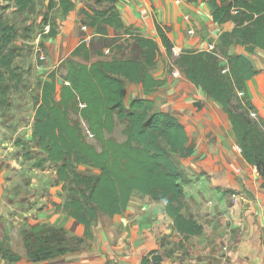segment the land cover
<instances>
[{
	"label": "trees",
	"instance_id": "trees-1",
	"mask_svg": "<svg viewBox=\"0 0 264 264\" xmlns=\"http://www.w3.org/2000/svg\"><path fill=\"white\" fill-rule=\"evenodd\" d=\"M44 1L42 20L48 26L46 38L56 34L60 19L48 17L47 12L57 6L64 17L74 8V1ZM94 1L106 5L92 12L83 9V24L100 34H106L108 27L125 30L140 50V57L81 63L73 58L89 57L88 47L81 41L70 58L48 72L45 80L37 81L32 138L25 141L18 138L14 144L29 149L38 147L42 156L33 155L28 149L22 153L24 159L33 160L34 167L43 169L46 162L54 167L61 190L66 191L61 207L67 216L83 224L84 233L69 235L62 225L22 228L25 255L30 261L80 249L92 236L97 218L123 213L134 193L162 203L174 230L183 239L203 232L201 223L185 211L183 186L189 179L174 157L190 156L194 147L188 144L180 120L156 108L154 101L146 97L165 83L164 79L153 77L150 70L161 55L158 39L166 55L173 56L169 26L155 23L158 39L131 34L116 6L119 0ZM202 1L214 22L232 26L221 31L212 49L182 50L174 58V65L225 112L241 155L264 178V119L247 88V82L258 74L248 54L256 49L264 51V0ZM35 2L13 0L10 16L0 15V95L7 94L11 86L8 81L16 77L13 71L14 41L19 36L16 18L30 13ZM234 45L241 46L243 51H232ZM126 82L140 84L145 95L133 99L128 106L124 103ZM81 122L99 147L87 139ZM118 123L123 124L125 138L121 141L109 135ZM80 164L97 169V173H79L76 168ZM261 185L264 188V181ZM0 258L11 263L22 256L0 240ZM140 264H162V257L152 250L142 256Z\"/></svg>",
	"mask_w": 264,
	"mask_h": 264
},
{
	"label": "crops",
	"instance_id": "crops-1",
	"mask_svg": "<svg viewBox=\"0 0 264 264\" xmlns=\"http://www.w3.org/2000/svg\"><path fill=\"white\" fill-rule=\"evenodd\" d=\"M72 1L74 8L59 19L56 34L46 37L39 48V56L45 58V63L37 65L38 72L57 68L71 57L81 41L89 50L88 58L73 57L81 63L113 57L136 58L132 54H140L125 30L108 27L106 34H100L83 24V9L92 12L106 4L94 0ZM6 6L13 10V0H0V15L5 14ZM116 6L131 34L158 39L155 23L169 26L173 56L166 55L158 39L161 55L150 70L153 77L164 79L165 83L146 97L154 101L156 108L180 120L188 144L194 147L190 156L174 157L189 179L183 186L185 211L201 223L203 232L183 239L174 230L162 203L134 193L123 213L97 218L92 225V236L80 249L51 259L30 261L20 239L22 247L17 252L22 258L11 263L0 258V264H140L142 256L152 250L161 255L162 264H264L261 185L264 178L241 155L225 112L174 65V58L184 49L215 47L221 31L232 25L214 22L202 0H119ZM248 57L258 74L247 82V88L259 116L264 119V51L256 49ZM170 58L173 69L169 73L166 62ZM47 74L39 78L45 80ZM143 96L140 84L126 82V106ZM32 120L33 116L31 123ZM7 154V150L0 148V240L10 244L11 235L22 238V228L43 224L62 225L69 235L82 236L83 224L67 216L61 207L60 186L54 182L43 191L39 181H33V175L40 176L38 172L42 173L43 169L34 166L33 175L25 182L23 172L14 169ZM24 163L31 165V160ZM53 175L56 176V171Z\"/></svg>",
	"mask_w": 264,
	"mask_h": 264
},
{
	"label": "rangeland",
	"instance_id": "rangeland-1",
	"mask_svg": "<svg viewBox=\"0 0 264 264\" xmlns=\"http://www.w3.org/2000/svg\"><path fill=\"white\" fill-rule=\"evenodd\" d=\"M10 6H6L7 8L4 15L10 16L12 11ZM45 10V1L36 0L34 8L30 13L18 15L16 18L17 24L19 25V36L14 41L16 54L13 60V71L16 77H13L10 81H8L9 79L7 80L11 84L10 89L6 95H0V148H4L8 151L7 159L12 161L15 170L23 172L25 182H27L28 177L33 175L34 169H32L33 160H31V165L24 163L27 159L23 158V151L28 149L33 155L42 156V154L39 152L38 147L34 146L31 149L27 147L23 148L22 146H16L14 142L18 138L25 141L28 139V136L31 135L30 124L33 113V97L37 95L39 91L37 81H41L39 77L44 76L49 71L40 70V72H38L39 70L37 68V65L45 63V58L41 59L39 56V48L43 45V40L45 39L44 35L46 34L45 31H47L45 22L42 20V15H44ZM47 13L48 17H52L53 19L57 16L62 18L60 16L61 12L57 6ZM115 39L118 38L116 37ZM238 48H241V51H243V48L239 45L232 46L231 50L240 52ZM137 55L140 56L138 53L132 54L133 57H137ZM172 59L173 58H170L169 61L166 62L168 63L167 66L169 65V73L172 72L173 69V66L169 64ZM61 73H63L62 69L59 71V74ZM81 123L87 139L99 147V143L90 136L85 124L83 122ZM122 130L123 124L118 123L113 132L109 135L121 141L125 138ZM76 170L81 174L97 173V169L84 164L78 165ZM53 171H55L54 167L49 162H46L43 172H38L41 175H33V181H39L43 191H46L50 185L56 182L55 186H60L59 194L60 196L63 194L61 198H64L66 191L63 192L61 190V184L57 181L56 176L53 175ZM25 182H23V184L29 186V183ZM51 188L53 189V187ZM20 239L22 238L19 236L16 238V235H11L10 244L16 251L22 247ZM86 242L85 240L84 243Z\"/></svg>",
	"mask_w": 264,
	"mask_h": 264
},
{
	"label": "water",
	"instance_id": "water-1",
	"mask_svg": "<svg viewBox=\"0 0 264 264\" xmlns=\"http://www.w3.org/2000/svg\"><path fill=\"white\" fill-rule=\"evenodd\" d=\"M31 138H32V136H31V135H29V136H28V139L30 140Z\"/></svg>",
	"mask_w": 264,
	"mask_h": 264
},
{
	"label": "built area",
	"instance_id": "built-area-1",
	"mask_svg": "<svg viewBox=\"0 0 264 264\" xmlns=\"http://www.w3.org/2000/svg\"><path fill=\"white\" fill-rule=\"evenodd\" d=\"M47 27V29H48V26H46ZM233 197H234V195H233Z\"/></svg>",
	"mask_w": 264,
	"mask_h": 264
}]
</instances>
